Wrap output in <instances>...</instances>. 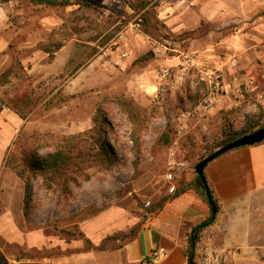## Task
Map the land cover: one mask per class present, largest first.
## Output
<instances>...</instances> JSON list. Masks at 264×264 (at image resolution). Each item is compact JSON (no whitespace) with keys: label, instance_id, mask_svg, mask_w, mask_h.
<instances>
[{"label":"rangeland","instance_id":"rangeland-1","mask_svg":"<svg viewBox=\"0 0 264 264\" xmlns=\"http://www.w3.org/2000/svg\"><path fill=\"white\" fill-rule=\"evenodd\" d=\"M67 1L0 0V212L17 208L1 197L24 196L30 180L32 208L19 227L80 240L71 252L89 246L80 221L110 205L149 211L165 175L175 184L179 172L264 125V0ZM99 107L112 127L103 134L111 166L86 163L90 177L71 181L70 194L24 170L19 146L35 137L42 156L55 137L93 145Z\"/></svg>","mask_w":264,"mask_h":264},{"label":"crops","instance_id":"crops-1","mask_svg":"<svg viewBox=\"0 0 264 264\" xmlns=\"http://www.w3.org/2000/svg\"><path fill=\"white\" fill-rule=\"evenodd\" d=\"M67 62L63 61L62 70ZM83 68L73 76H79ZM12 119L19 120L14 110ZM205 176L218 210L214 221L198 233L194 264H205L210 253H225L226 264H264V141L221 154L208 163ZM162 180L163 189L153 196V206L166 198L162 206L144 211L133 204V213L117 205L102 208L80 221L89 246L71 252L80 240L48 235L43 226L27 231L19 227L18 221L26 216L25 195L1 197L4 203L16 200L18 206L0 212V236L5 242L0 243V264H188L193 229L212 215V208L207 196L201 194L203 186L193 169L175 176L177 190L185 188L178 194L169 190L173 182L166 175ZM119 232L126 234L124 241L116 237L113 245L97 248ZM11 243L26 245L30 251L54 247L59 251L18 257L14 250H6ZM159 247L166 252L154 259L152 252Z\"/></svg>","mask_w":264,"mask_h":264},{"label":"trees","instance_id":"trees-1","mask_svg":"<svg viewBox=\"0 0 264 264\" xmlns=\"http://www.w3.org/2000/svg\"><path fill=\"white\" fill-rule=\"evenodd\" d=\"M37 3H44L49 5H58V4H68L69 1L64 0H25ZM17 112V111H16ZM20 116H22L19 112H17ZM95 120L97 122L95 135L96 142L89 146L87 141L81 140L76 141L75 146L71 143L69 137H55L53 139V144L55 147L54 152H51L47 156H42L38 153V140L32 141L33 144L26 145L21 143L19 147L22 148V156L26 164V169L31 173H43L45 175V185L47 188H51L54 184H60L65 189L67 194H70V182L76 181L77 176H83L84 178H89L90 175L86 170V163L92 162L93 164H106L111 166L113 163L111 149L109 144L107 143L106 138L103 136L105 130L112 129L111 124L107 119V114L105 110L102 108H98V112L95 116ZM254 128V127H252ZM84 136V134H83ZM34 137V136H33ZM52 137V136H50ZM82 137V136H81ZM83 142V143H82ZM18 143V141L16 142ZM198 180L200 178L198 177ZM183 189L176 190V194L180 193ZM201 194L206 197L205 190L201 189ZM166 198L164 197L161 201L155 203V206L150 207L149 211L153 210L156 207L162 206L165 202ZM215 200V204L217 206V201ZM24 211L28 216L31 212L32 203H33V187L30 180L25 183V196H24ZM215 218L211 215L207 220H205L200 225L196 226L193 229V241L188 248L187 254L189 258L188 264H194L195 261V243L198 238V233L211 224ZM116 238V236H109L100 246L97 248L104 249L107 246L108 240H112Z\"/></svg>","mask_w":264,"mask_h":264},{"label":"water","instance_id":"water-1","mask_svg":"<svg viewBox=\"0 0 264 264\" xmlns=\"http://www.w3.org/2000/svg\"><path fill=\"white\" fill-rule=\"evenodd\" d=\"M262 141H264V125L259 127L256 130L250 132V133H246L244 135H241L238 138L226 143L225 145L221 146L220 148H218L214 152H212L209 155H207L206 157L202 158L195 165V171L198 174V177L200 178V181H201L202 186L205 190L208 202L211 205L213 218H215L218 208L215 204V200L213 198L211 189L209 187V183H208L207 178L205 176L206 166L208 165L209 162H211L212 160H214L215 158H217L221 154H223V153H225L231 149L241 147V146H246V145H254V144L260 143ZM193 243H194V241H193Z\"/></svg>","mask_w":264,"mask_h":264},{"label":"built area","instance_id":"built-area-1","mask_svg":"<svg viewBox=\"0 0 264 264\" xmlns=\"http://www.w3.org/2000/svg\"><path fill=\"white\" fill-rule=\"evenodd\" d=\"M168 75V69L167 68H163V77H166ZM165 88H162L161 91H164ZM206 102L211 105L213 103V98H209L206 99ZM167 178L169 180L173 179V174L172 173H168L167 174ZM169 190L171 192H175L176 191V185L175 184H171V186L169 187ZM150 202L148 201L146 203V205H149ZM166 252V249L164 247H159L158 249H155L152 252V257L154 259H158V257L162 254H164ZM227 263V258L225 253H210L206 258H205V264H226Z\"/></svg>","mask_w":264,"mask_h":264}]
</instances>
